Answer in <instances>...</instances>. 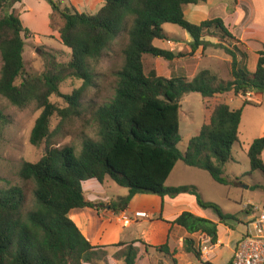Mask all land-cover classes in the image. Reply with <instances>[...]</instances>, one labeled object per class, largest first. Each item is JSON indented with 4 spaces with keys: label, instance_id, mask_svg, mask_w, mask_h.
<instances>
[{
    "label": "trees",
    "instance_id": "16d2710c",
    "mask_svg": "<svg viewBox=\"0 0 264 264\" xmlns=\"http://www.w3.org/2000/svg\"><path fill=\"white\" fill-rule=\"evenodd\" d=\"M48 1L53 11H59L64 19L60 34L63 44L72 51V59L67 63L53 60L44 73L24 77L20 83L17 79L25 71L24 37L30 30L14 12L0 18L3 61L0 94L19 108L34 102L42 108L31 133L34 145H40L50 136L51 118L60 111L50 97H63L69 105L66 111L78 114L81 94L94 80L92 62L102 57L131 22L130 40L123 50L125 61L117 73L115 96L96 112L100 139L85 140L79 154L71 146L55 148L39 161L22 165L20 176L34 181L36 186V203L28 212L24 211L26 196L22 187L0 188V264H90L97 249L112 246H126L125 264H139L141 246L144 253L150 250L171 252L168 243L153 246L143 239L93 245L70 217L73 209L104 206L86 199L83 182L93 178L102 183L109 177L129 189L127 196L110 204L116 213L127 210L137 194H156L164 198L190 192L202 207L215 209L219 223L227 225L228 221L237 220L236 215L224 213L217 204L205 202L196 186L173 187L166 182L177 163L183 161L209 172L220 184L235 183L224 174L226 165L234 159L233 146L240 142L243 108L217 104L209 123L202 126L182 152L178 148L181 101L192 92L204 98L230 91L264 93V49L259 50L256 70L250 72L238 62L235 52L226 48L233 57L232 79L228 81L219 79L209 70L200 71L192 79L165 77L158 75L153 59L174 61L186 55L155 45L156 40H169L165 24H177L190 34L193 39L190 55L200 46L206 49L211 45L203 40L210 30L234 37L222 18L207 19L200 24L187 19V5L207 0H104L105 5L95 14L75 7L61 9L54 0ZM7 4L11 1L0 0V10ZM68 77L83 80V86L73 94H63L60 90L61 83ZM5 120L6 115L0 108V127ZM247 154L252 171L264 173V137L254 139ZM172 223L191 234H207L213 243L218 242L220 226L211 219L184 211ZM184 244L188 253L201 259L194 239L186 238ZM174 264H178L177 259Z\"/></svg>",
    "mask_w": 264,
    "mask_h": 264
},
{
    "label": "rangeland",
    "instance_id": "374dc122",
    "mask_svg": "<svg viewBox=\"0 0 264 264\" xmlns=\"http://www.w3.org/2000/svg\"><path fill=\"white\" fill-rule=\"evenodd\" d=\"M0 10V18L8 13L14 12L20 17L23 25L30 30L25 40V71L17 79L20 83L24 77L29 75H41L44 73L50 62L55 60L67 63L72 59V51L63 44L60 29L64 26V19L59 11H53L48 0H10ZM61 9L75 7L79 11L95 14L104 5V0H54ZM186 10L190 9L187 5ZM187 19L192 23H197L188 14ZM132 27L130 22L119 34L113 43L104 51L102 57L92 62L94 70V80L91 86L83 90L81 94V106L78 114H71L66 111L68 103L63 97L52 95L50 101L54 103L60 111H57L51 118V134L40 145L32 144L30 138L36 120L42 113V108L34 102L27 107L19 108L0 94V108L6 115L5 122L0 127V188L11 185H18L23 188L26 202L24 211L28 212L35 206L34 196L35 183L32 180H24L20 176V170L25 162H37L50 150L71 146L79 154L84 141L87 139H100V124L96 118V112L102 105L110 102L116 93L118 84V71L124 66L125 55L123 50L129 43V30ZM164 29L171 33L173 41H180L188 32L177 24L168 23ZM218 31V30H217ZM220 33V32H219ZM170 39V38H169ZM155 45L166 48L167 40H156ZM187 51H183L186 53ZM241 53V52H240ZM189 57V56H188ZM190 58V57H189ZM154 67L158 75L168 77L179 75L178 68L181 66L177 60L162 62L153 59ZM3 61L0 53V76ZM192 79V78H191ZM83 86V80L77 77H68L61 85L63 94H73V92ZM240 95V94H237ZM225 95H215L211 98H204L198 92H192L184 96L180 109V134L181 140L178 148L184 152L192 137L196 136L202 126L209 123L214 107L219 103H227L232 109L242 108V100L238 97L230 101ZM256 113L259 111H255ZM250 113L247 121L249 135L241 137V143L233 146V160L225 167V176L233 179L234 184L224 185L216 182L209 172L199 169H188L187 174L181 173V168L186 165L179 161L181 165L176 173L171 177L167 186L179 184L194 185L197 187L202 199L205 202L217 204L224 213H231L237 216V220H230L226 223L231 228V235L221 226L220 237L222 245L219 255L224 257L228 251L227 243H233L234 239L244 231V224L255 212V207L264 209V173L261 170L252 171L250 160L246 150L248 140L259 131L258 125L263 117L252 123L251 119L256 114ZM118 188V195L127 196L129 189L121 187L111 181ZM120 190V192H119ZM169 201L188 207L192 212L205 215L207 218L219 219L218 213L213 208L205 209L197 200V197L190 192H183L173 196H167ZM118 199V198H117ZM200 235V234H199ZM196 247L200 249V237L193 235ZM139 264H171V259L163 257L160 252L150 250L149 257L144 253L141 246ZM185 247V244H184ZM126 246L104 247L96 251V255L90 264H125ZM193 261L196 257L191 255ZM197 261V260H196ZM173 264V263H172ZM180 264H193L191 260L185 259ZM196 264H199L196 262Z\"/></svg>",
    "mask_w": 264,
    "mask_h": 264
},
{
    "label": "crops",
    "instance_id": "0c3cea01",
    "mask_svg": "<svg viewBox=\"0 0 264 264\" xmlns=\"http://www.w3.org/2000/svg\"><path fill=\"white\" fill-rule=\"evenodd\" d=\"M189 6L190 9L185 10L186 17L190 14L191 18L196 20L198 24L207 19L222 18L234 37L223 35L217 30H210V32L205 33L203 40L210 42L211 45L206 49L200 46L190 55L191 42L193 41L190 34L188 33L189 36L175 42L173 41L175 39L171 37V33L165 30L170 39L167 40L168 46L164 49L173 50L177 53L187 51L183 53L186 54L184 57L175 59L181 64L178 68L179 75L182 74V77L191 79L200 71L209 70L221 80H231L233 57L226 51V48L235 52L238 62H241L243 67H246L250 72L256 70L260 56L259 50L264 49V0H207L199 4H189ZM243 53L246 55L244 58ZM155 60L167 62L164 58H156ZM168 77H171V74ZM219 95L227 96L226 98H229L230 101H234L236 97L242 100L243 116L239 127V143H241L243 135H249L247 128V121L250 119L249 114L259 111L255 112L256 116L251 119L252 123L257 119L258 123L259 117H263L258 125L259 131L245 143L247 150L254 139L264 137V93L253 91L251 99L245 98L242 94L237 95L234 91ZM246 101L248 104H245ZM179 165H181L180 162L177 163L168 178L167 185ZM191 168L196 167L185 166L184 169L181 168V173L187 174L188 169ZM111 181L114 182L109 177L102 183L95 178L84 181L83 188L86 199L104 204V206L99 209L91 207L78 208L70 212V217L93 245H112L123 241L130 242L135 239H143L153 246L168 243L171 252L169 254L160 253V255L171 259V264H174V259L178 260V264L185 259L191 260L193 264H196V262L203 264L202 262H205L202 257L198 259L193 253H188L184 247L186 238L193 239V235L201 237L202 233L191 234L183 227L172 223L184 211H191V209L169 201L167 196L163 198L156 194H137L127 210L116 213L111 209L110 204L121 195H118V188ZM181 185L182 182L171 186ZM138 211H144L149 216L137 217L135 213ZM124 214L131 218L128 225H125L122 221ZM196 215L201 216L200 214ZM203 216L207 218L205 215ZM210 219L219 223V219ZM219 226L220 228L224 226L225 231H228L231 235V228H228L224 223H219ZM243 234L244 231L234 239L233 243H227L228 251L224 257L219 255V252H221L220 246L222 245V239L219 235L215 253L205 263L230 264L237 243ZM148 253V251H145L147 257L150 256ZM191 255L196 257L197 261H193ZM148 260L151 264L150 258ZM165 264L167 263L165 262Z\"/></svg>",
    "mask_w": 264,
    "mask_h": 264
},
{
    "label": "built area",
    "instance_id": "2783aa9c",
    "mask_svg": "<svg viewBox=\"0 0 264 264\" xmlns=\"http://www.w3.org/2000/svg\"><path fill=\"white\" fill-rule=\"evenodd\" d=\"M252 92L242 94L247 99H251ZM241 94V93H240ZM251 218L244 224V234L238 242L233 260L230 264H264V209L257 206ZM137 217H148V213L138 211L135 213ZM122 221L125 225L131 222V218L124 214ZM201 257L208 262L215 253L217 243H213L212 238L207 234L200 237Z\"/></svg>",
    "mask_w": 264,
    "mask_h": 264
},
{
    "label": "water",
    "instance_id": "95a60500",
    "mask_svg": "<svg viewBox=\"0 0 264 264\" xmlns=\"http://www.w3.org/2000/svg\"><path fill=\"white\" fill-rule=\"evenodd\" d=\"M13 1H16V0H13Z\"/></svg>",
    "mask_w": 264,
    "mask_h": 264
}]
</instances>
